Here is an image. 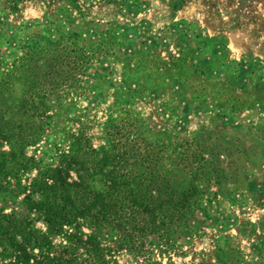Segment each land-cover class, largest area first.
<instances>
[{
  "label": "rangeland",
  "instance_id": "1",
  "mask_svg": "<svg viewBox=\"0 0 264 264\" xmlns=\"http://www.w3.org/2000/svg\"><path fill=\"white\" fill-rule=\"evenodd\" d=\"M170 1L0 0V58L34 33L113 40L81 94L53 115L26 154L54 165L67 150L66 131L79 130L99 146L115 103L128 100L153 132L185 150L189 169L200 160L215 172L200 183L205 195L193 228L178 234L171 250L162 252L152 236L140 255L117 248V263L219 264L220 257L226 264H264V0H188L176 11ZM177 58L181 70L173 63L163 70L162 61ZM171 160L164 157L166 165ZM20 199L4 197L0 207L19 211ZM100 235L109 240L107 231Z\"/></svg>",
  "mask_w": 264,
  "mask_h": 264
},
{
  "label": "trees",
  "instance_id": "2",
  "mask_svg": "<svg viewBox=\"0 0 264 264\" xmlns=\"http://www.w3.org/2000/svg\"><path fill=\"white\" fill-rule=\"evenodd\" d=\"M187 1L171 0L170 8ZM112 42L80 43L75 32L54 38L34 33L0 58V200L21 197L19 211L0 207V264H118L117 248L140 255L153 236L167 252L178 234L193 228L205 195L200 183L215 171H206L200 160L189 169L185 150L153 132L127 108L128 100L115 103L99 146L79 130L66 131L67 150L54 165L26 154L42 140L53 115L81 94L91 67ZM161 63L165 71L172 63L182 69L180 58ZM179 175L185 176L182 183Z\"/></svg>",
  "mask_w": 264,
  "mask_h": 264
}]
</instances>
